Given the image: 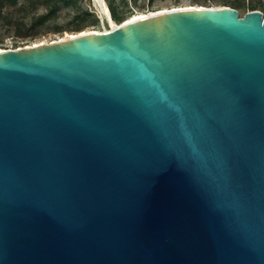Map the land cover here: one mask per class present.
Returning a JSON list of instances; mask_svg holds the SVG:
<instances>
[{"label": "water", "instance_id": "obj_1", "mask_svg": "<svg viewBox=\"0 0 264 264\" xmlns=\"http://www.w3.org/2000/svg\"><path fill=\"white\" fill-rule=\"evenodd\" d=\"M0 264H264V14L0 52Z\"/></svg>", "mask_w": 264, "mask_h": 264}, {"label": "rangeland", "instance_id": "obj_2", "mask_svg": "<svg viewBox=\"0 0 264 264\" xmlns=\"http://www.w3.org/2000/svg\"><path fill=\"white\" fill-rule=\"evenodd\" d=\"M110 1L124 20L135 14L186 6L232 7L241 17L252 10L264 14V0H106L108 6ZM110 27L97 0H0V49L48 44L68 34Z\"/></svg>", "mask_w": 264, "mask_h": 264}, {"label": "bare ground", "instance_id": "obj_3", "mask_svg": "<svg viewBox=\"0 0 264 264\" xmlns=\"http://www.w3.org/2000/svg\"><path fill=\"white\" fill-rule=\"evenodd\" d=\"M97 1H99L100 5H101V9L103 10V14H104L105 20L108 21L111 24V27L109 29H106L105 31L83 30V31H80L78 33L68 34L64 39L74 37V36H76L78 34H85L87 32H109L111 30H115L120 24H122V23H124L126 21L136 20V19H139V18H143V17L149 16L150 14H155V13H158V12H165V11L171 10V9H162V10H157V11L150 12L148 14H135V15L130 16L129 18H127L123 22L117 23L114 20V18H113V15L111 13L110 7L108 6L106 0H97ZM201 7H205V6L174 7L172 9L176 10V9H181V8H201ZM53 42H56V41H53ZM37 44H39V43H36V44L28 46V47H34ZM4 51H6V50L5 49H0V52H4Z\"/></svg>", "mask_w": 264, "mask_h": 264}, {"label": "trees", "instance_id": "obj_4", "mask_svg": "<svg viewBox=\"0 0 264 264\" xmlns=\"http://www.w3.org/2000/svg\"><path fill=\"white\" fill-rule=\"evenodd\" d=\"M11 1H12V0H11ZM109 7H110V10H111V13H112V15H113L114 20L117 21V22H120V23L123 22L124 18H122V16H120V15L117 13L116 8H115V6L113 5V2H112V1H110V3H109ZM46 19H47V17H46Z\"/></svg>", "mask_w": 264, "mask_h": 264}]
</instances>
